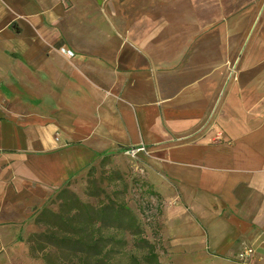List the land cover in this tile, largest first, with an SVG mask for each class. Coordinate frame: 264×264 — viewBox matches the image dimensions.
Instances as JSON below:
<instances>
[{"label": "crops", "instance_id": "1", "mask_svg": "<svg viewBox=\"0 0 264 264\" xmlns=\"http://www.w3.org/2000/svg\"><path fill=\"white\" fill-rule=\"evenodd\" d=\"M127 147L160 196L161 264H264V0H0V264L57 187Z\"/></svg>", "mask_w": 264, "mask_h": 264}, {"label": "trees", "instance_id": "2", "mask_svg": "<svg viewBox=\"0 0 264 264\" xmlns=\"http://www.w3.org/2000/svg\"><path fill=\"white\" fill-rule=\"evenodd\" d=\"M107 157L108 153L102 154L100 163ZM91 169L93 165L87 171L88 182ZM111 171L107 174L112 179L125 183L120 171ZM86 192L96 201L81 199L67 184L55 194L57 210L47 205L37 210L34 221L43 228L27 237L33 255L40 253L45 264H161L159 230L156 242L146 235L140 219L124 199L99 192L95 184L88 183Z\"/></svg>", "mask_w": 264, "mask_h": 264}, {"label": "rangeland", "instance_id": "3", "mask_svg": "<svg viewBox=\"0 0 264 264\" xmlns=\"http://www.w3.org/2000/svg\"><path fill=\"white\" fill-rule=\"evenodd\" d=\"M131 147L127 148H117L108 153V157L104 163H100V157L96 163H93L91 181L88 182V168L86 167L80 174H77L70 179L64 181L59 187L56 188L55 192L48 196L33 213H36L43 205H47L53 210L58 208V200L56 198V192L59 188L68 184L71 190H73L81 199L89 200L95 202L96 198L90 196L86 192V186L89 184L96 185L99 187V192H104L113 195L115 198H122L127 203V205L133 210V212L138 216L140 222L142 223L146 235L159 242L158 238V218L160 212V196L151 193V188L144 177V172L141 169L142 164L136 157L134 152L130 151ZM118 170L124 178L122 183L119 180L112 179L107 173L111 170ZM12 208H7L5 212V218L7 223L16 222L15 216L11 219L10 214L13 213ZM7 213V214H6ZM7 216V217H6ZM34 219H29L25 222L22 229L16 232L13 230L11 237V243H8V249L12 252L11 256L8 255L6 258V264H45L44 260L41 258L40 253L33 255L29 251L27 237L29 232L32 230L37 231L42 226H38L36 229ZM37 224V223H36ZM20 241V242H19ZM22 241L25 242L27 247V252L22 248ZM13 242V243H12ZM159 254L163 250L164 246L157 243ZM25 253V254H24ZM127 257L123 255L122 261H125ZM163 262H165L163 260Z\"/></svg>", "mask_w": 264, "mask_h": 264}, {"label": "built area", "instance_id": "4", "mask_svg": "<svg viewBox=\"0 0 264 264\" xmlns=\"http://www.w3.org/2000/svg\"><path fill=\"white\" fill-rule=\"evenodd\" d=\"M67 52L69 54H72V51L71 50H67ZM137 148H144V145L141 144L140 146H138ZM135 148H131L130 151L133 152ZM252 252V247L250 246H245L243 247L238 253H237V258L240 262H244L246 257L249 256Z\"/></svg>", "mask_w": 264, "mask_h": 264}]
</instances>
